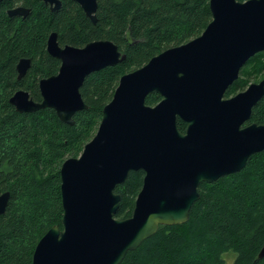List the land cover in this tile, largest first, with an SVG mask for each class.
<instances>
[{
	"label": "water",
	"instance_id": "1",
	"mask_svg": "<svg viewBox=\"0 0 264 264\" xmlns=\"http://www.w3.org/2000/svg\"><path fill=\"white\" fill-rule=\"evenodd\" d=\"M42 1L53 12L62 8V0ZM74 1L97 23L98 0ZM210 10L212 21L201 36L120 79L95 136L79 157L61 166L62 227L53 226L41 238L32 264H121L160 226L185 224L201 184L241 172L264 151V124H248L264 99V78L225 97L245 64L264 53V0H210ZM29 13L21 6L9 11ZM47 51L61 67L39 81L42 100L21 89L10 104L20 113L51 108L70 126L88 109L81 94L85 80L126 59L113 41L63 46L56 32ZM31 65L28 58L19 61V80ZM151 93L162 98L155 106L146 102ZM138 171L145 176L133 213L118 219L122 198L116 188ZM9 199V192L0 194V215Z\"/></svg>",
	"mask_w": 264,
	"mask_h": 264
},
{
	"label": "trees",
	"instance_id": "2",
	"mask_svg": "<svg viewBox=\"0 0 264 264\" xmlns=\"http://www.w3.org/2000/svg\"><path fill=\"white\" fill-rule=\"evenodd\" d=\"M17 5L30 13L10 16ZM211 21L210 0H98L95 24L74 0H62L57 12L42 0H0V194H10L0 215V264H32L41 238L53 226L62 227L61 166L79 157L95 136L120 79L201 36ZM53 32L63 46L110 40L126 56L85 80L81 94L88 109L74 116L72 126L51 108L20 113L10 104L21 89L41 101L39 81L59 72L61 61L47 51ZM22 58L32 65L19 80ZM260 78L264 53L245 64L225 97ZM161 100L151 93L146 102L155 106ZM249 123L264 124V99L253 108ZM179 128L185 132L186 124L179 121ZM144 176L143 171L131 172L116 188L122 198L118 219L131 217ZM199 192L185 224L160 226L121 264H227L228 254H234L231 264H264L259 258L264 246V151L252 156L241 172L201 184Z\"/></svg>",
	"mask_w": 264,
	"mask_h": 264
},
{
	"label": "rangeland",
	"instance_id": "3",
	"mask_svg": "<svg viewBox=\"0 0 264 264\" xmlns=\"http://www.w3.org/2000/svg\"><path fill=\"white\" fill-rule=\"evenodd\" d=\"M263 79V78H262ZM261 80V78L259 79V81ZM256 80H252L251 82H255ZM227 264H231L233 259H234V254H228L227 257Z\"/></svg>",
	"mask_w": 264,
	"mask_h": 264
},
{
	"label": "flooded vegetation",
	"instance_id": "4",
	"mask_svg": "<svg viewBox=\"0 0 264 264\" xmlns=\"http://www.w3.org/2000/svg\"><path fill=\"white\" fill-rule=\"evenodd\" d=\"M20 6L23 7L22 5H17V6H15L14 8H17V7H20ZM14 8H13V9H14ZM248 124H250V123H248Z\"/></svg>",
	"mask_w": 264,
	"mask_h": 264
}]
</instances>
